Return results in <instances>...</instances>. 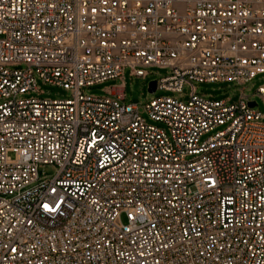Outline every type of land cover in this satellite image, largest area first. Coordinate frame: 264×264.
I'll list each match as a JSON object with an SVG mask.
<instances>
[{"label":"built area","instance_id":"1","mask_svg":"<svg viewBox=\"0 0 264 264\" xmlns=\"http://www.w3.org/2000/svg\"><path fill=\"white\" fill-rule=\"evenodd\" d=\"M148 68L191 89L155 125L122 85L83 92ZM259 74L264 0H0V264H264L262 115L190 85Z\"/></svg>","mask_w":264,"mask_h":264},{"label":"rangeland","instance_id":"2","mask_svg":"<svg viewBox=\"0 0 264 264\" xmlns=\"http://www.w3.org/2000/svg\"><path fill=\"white\" fill-rule=\"evenodd\" d=\"M147 77L136 78L130 76V70H124L123 81H108L102 85L92 88L85 89L83 92L87 96L103 97L106 96V90L123 86L124 88V101L126 104L134 105L139 108L140 116L149 125H155L151 122L148 116L144 113L143 107L157 98H170L178 100L180 102H187L191 93L189 85H184L181 93H171L164 91H157L155 93L148 92V85L151 82L159 81L163 78L170 76L169 70H160L158 68L145 69ZM195 88L197 95H200L209 100L221 101L229 100L230 103L235 104L239 101L240 96L247 97V101L255 102V110L262 115V122L264 123V101L257 95V90L260 87H264V74L256 75L249 83L245 85H236L232 83L225 84H199L195 82L190 83ZM37 87L42 95L35 96L41 100H69L71 94L69 91L62 88L43 84L37 82ZM214 133L207 134L201 138V142L206 141L209 137L213 136ZM40 179L42 181L51 179L55 174L56 170L52 166H40L38 169ZM121 222L124 223V217H121Z\"/></svg>","mask_w":264,"mask_h":264},{"label":"water","instance_id":"3","mask_svg":"<svg viewBox=\"0 0 264 264\" xmlns=\"http://www.w3.org/2000/svg\"><path fill=\"white\" fill-rule=\"evenodd\" d=\"M154 91H155V82H151V83H149V85H148V92H149V93H154ZM248 106H249L250 108H255L257 105H256L255 102H250V103H248Z\"/></svg>","mask_w":264,"mask_h":264},{"label":"snow or ice","instance_id":"4","mask_svg":"<svg viewBox=\"0 0 264 264\" xmlns=\"http://www.w3.org/2000/svg\"><path fill=\"white\" fill-rule=\"evenodd\" d=\"M45 207H47V206H45Z\"/></svg>","mask_w":264,"mask_h":264}]
</instances>
